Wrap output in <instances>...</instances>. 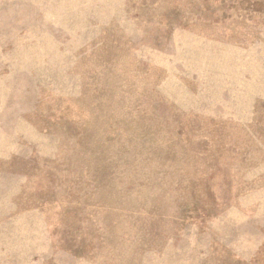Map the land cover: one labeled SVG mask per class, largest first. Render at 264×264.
<instances>
[{"label":"rangeland","instance_id":"374dc122","mask_svg":"<svg viewBox=\"0 0 264 264\" xmlns=\"http://www.w3.org/2000/svg\"><path fill=\"white\" fill-rule=\"evenodd\" d=\"M0 264H264V0H0Z\"/></svg>","mask_w":264,"mask_h":264}]
</instances>
